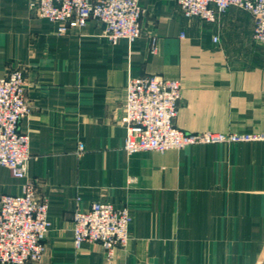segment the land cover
I'll list each match as a JSON object with an SVG mask.
<instances>
[{
	"label": "crops",
	"instance_id": "obj_1",
	"mask_svg": "<svg viewBox=\"0 0 264 264\" xmlns=\"http://www.w3.org/2000/svg\"><path fill=\"white\" fill-rule=\"evenodd\" d=\"M140 3V40L111 46L95 21L58 35L29 0H0V78L24 70L32 156L26 179L0 166V198L31 180L49 201L42 264H264V142L124 150L126 85L139 77L181 82L183 132L264 133L254 20L232 7L209 24L187 19L176 0ZM99 201L133 218L111 260L97 244H73L74 212Z\"/></svg>",
	"mask_w": 264,
	"mask_h": 264
},
{
	"label": "built area",
	"instance_id": "obj_2",
	"mask_svg": "<svg viewBox=\"0 0 264 264\" xmlns=\"http://www.w3.org/2000/svg\"><path fill=\"white\" fill-rule=\"evenodd\" d=\"M187 19L215 24L232 7L248 12L254 20L253 41L264 45V0H176ZM29 10L54 26L58 35L71 26L79 28L95 21L101 36L111 46L125 41L135 45L142 37L145 13L140 0H29ZM184 37V34H182ZM214 42L218 41L214 37ZM25 73L20 67L0 78V166L13 178L26 179L31 161L30 135L21 123L31 113L26 97ZM182 99L178 80L161 76L130 79L126 85L123 122L124 150L128 155L142 151L166 153L196 145L264 142V133H186L175 125ZM50 203L39 197L36 185L27 180L20 194L0 198V264H42L52 222ZM133 218L128 207L107 201L95 202L87 211L73 215V244H97L108 260L131 240Z\"/></svg>",
	"mask_w": 264,
	"mask_h": 264
}]
</instances>
